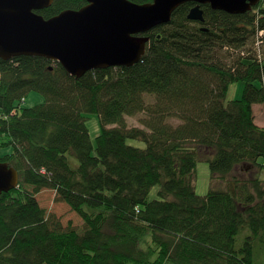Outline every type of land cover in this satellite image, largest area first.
<instances>
[{"label": "trees", "instance_id": "obj_1", "mask_svg": "<svg viewBox=\"0 0 264 264\" xmlns=\"http://www.w3.org/2000/svg\"><path fill=\"white\" fill-rule=\"evenodd\" d=\"M85 4L53 0L38 13ZM193 5L148 31L129 67L76 78L43 57L0 59V148L11 147L0 161L19 174L18 187L0 194V264H253L254 247H264V127L252 111L264 103V0L239 14L201 5L203 22L187 18ZM234 82L244 83L242 96L226 100ZM31 91L43 102L22 107ZM87 113L100 123L94 144ZM139 113L143 127H128L126 116ZM199 161L210 170L205 195L195 191ZM238 166L256 175H235ZM41 189L54 190L82 228L47 214Z\"/></svg>", "mask_w": 264, "mask_h": 264}, {"label": "water", "instance_id": "obj_2", "mask_svg": "<svg viewBox=\"0 0 264 264\" xmlns=\"http://www.w3.org/2000/svg\"><path fill=\"white\" fill-rule=\"evenodd\" d=\"M85 1L79 9H65L45 18L38 11L53 0H0V59L39 56L59 63L76 78L94 69L129 67L145 53L146 33L168 23L179 5L193 2L187 18L203 22L201 5L239 14L260 0ZM18 185V171L0 161V194Z\"/></svg>", "mask_w": 264, "mask_h": 264}, {"label": "rangeland", "instance_id": "obj_3", "mask_svg": "<svg viewBox=\"0 0 264 264\" xmlns=\"http://www.w3.org/2000/svg\"><path fill=\"white\" fill-rule=\"evenodd\" d=\"M262 31L258 32V37L256 38L255 45L258 47L263 46L261 43ZM53 62V61H52ZM48 64L49 67H54L55 63ZM244 88L243 82H234L229 86V90L226 94V100L239 99L242 96V91ZM146 103H152L154 98L150 95H144ZM43 102V96L40 93L31 91L29 92L25 98L21 101L22 107H31L36 104ZM264 104H256L254 105L253 112L255 113L254 121L256 118V124L258 126L264 127ZM86 117L85 123L89 131V135L92 143H95L96 136L100 133V123L98 120V116L96 114L87 113L84 114ZM142 114H135L133 116H126V122L128 127H143L140 123V118ZM169 121L173 124H178L180 121L177 119H169ZM127 142L133 146L144 147V143L138 140L127 139ZM11 152V147L0 148V157L6 153ZM69 159L71 164L75 167L77 164V160L75 157L69 155ZM247 170V171H246ZM243 169L238 166L235 169V175H240L243 177H250L251 175H256V170L251 171L253 174L248 172V169ZM257 176L264 181V168L258 172ZM217 187H225V184L216 182ZM210 170L209 165L205 161H199L196 167L195 173V191L198 195H205L210 189ZM159 187H152L149 192L148 198L154 199L157 198V191ZM36 198L42 208H44L47 214L55 215L63 225V227H67L71 225L76 229H81L83 226L82 218L74 211L70 209V207L63 201L56 200L55 191L52 189H41L37 194ZM247 228L243 229L238 235L236 239V246H240L242 244L243 237L248 233ZM253 264H264V247L255 246L254 254H253Z\"/></svg>", "mask_w": 264, "mask_h": 264}, {"label": "crops", "instance_id": "obj_4", "mask_svg": "<svg viewBox=\"0 0 264 264\" xmlns=\"http://www.w3.org/2000/svg\"><path fill=\"white\" fill-rule=\"evenodd\" d=\"M261 104H264V103H261ZM254 105H256V104H254ZM254 105L252 106V111H253V108H254ZM260 105V104H259ZM264 106V105H263ZM262 108H264V107H262ZM253 115H254V117H255V113L253 112ZM255 122H256V118H255Z\"/></svg>", "mask_w": 264, "mask_h": 264}, {"label": "built area", "instance_id": "obj_5", "mask_svg": "<svg viewBox=\"0 0 264 264\" xmlns=\"http://www.w3.org/2000/svg\"><path fill=\"white\" fill-rule=\"evenodd\" d=\"M1 117V116H0Z\"/></svg>", "mask_w": 264, "mask_h": 264}]
</instances>
